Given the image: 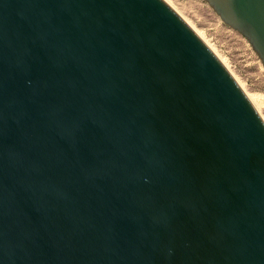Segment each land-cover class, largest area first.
<instances>
[{"label":"water","instance_id":"95a60500","mask_svg":"<svg viewBox=\"0 0 264 264\" xmlns=\"http://www.w3.org/2000/svg\"><path fill=\"white\" fill-rule=\"evenodd\" d=\"M0 264H264V118L166 0H0Z\"/></svg>","mask_w":264,"mask_h":264},{"label":"rangeland","instance_id":"374dc122","mask_svg":"<svg viewBox=\"0 0 264 264\" xmlns=\"http://www.w3.org/2000/svg\"><path fill=\"white\" fill-rule=\"evenodd\" d=\"M200 32L244 89L258 96L264 118V65L248 38L227 24L207 0H168Z\"/></svg>","mask_w":264,"mask_h":264},{"label":"bare ground","instance_id":"6f19581e","mask_svg":"<svg viewBox=\"0 0 264 264\" xmlns=\"http://www.w3.org/2000/svg\"><path fill=\"white\" fill-rule=\"evenodd\" d=\"M167 2H169L168 0H166ZM170 3V2H169ZM171 4V3H170ZM172 5V4H171ZM173 6V5H172ZM174 7V6H173ZM175 8V7H174ZM176 9V8H175ZM177 10V9H176ZM178 11V10H177ZM179 12V11H178ZM180 13V12H179ZM181 14V13H180ZM182 15V14H181ZM184 17V16H183ZM186 19V18H185ZM186 21L189 23V21L186 19ZM190 24V23H189ZM191 25V24H190ZM192 26V25H191ZM193 27V26H192ZM194 28V27H193ZM195 29V28H194ZM196 30V29H195ZM197 31V30H196ZM198 32V31H197ZM198 34L201 36L200 32H198ZM202 37V36H201ZM203 38V37H202ZM204 39V38H203ZM205 40V39H204ZM207 42V40H205ZM208 43V42H207ZM211 47V46H210ZM213 49V48H212ZM214 50V49H213ZM217 54V53H216ZM218 55V54H217ZM221 59V58H220ZM223 62L224 60L221 59ZM225 64V62H224ZM227 65V64H225ZM229 69V68H228ZM233 74V73H232ZM234 75V74H233ZM238 80V79H237ZM239 82V80H238ZM240 83V82H239ZM240 85L243 87L242 83H240ZM244 89V87H243ZM245 90V89H244ZM246 91V90H245ZM247 95L249 96V98L252 100V102L254 103V105L256 106L257 109H259V99L258 96L252 93H249L248 91H246ZM260 110V109H259ZM260 112V111H259Z\"/></svg>","mask_w":264,"mask_h":264}]
</instances>
